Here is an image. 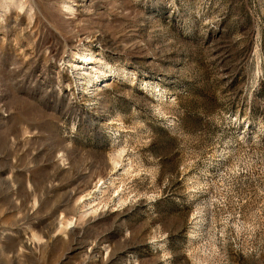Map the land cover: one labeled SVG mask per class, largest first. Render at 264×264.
<instances>
[{
    "label": "rangeland",
    "instance_id": "1",
    "mask_svg": "<svg viewBox=\"0 0 264 264\" xmlns=\"http://www.w3.org/2000/svg\"><path fill=\"white\" fill-rule=\"evenodd\" d=\"M0 264H264V0H0Z\"/></svg>",
    "mask_w": 264,
    "mask_h": 264
}]
</instances>
